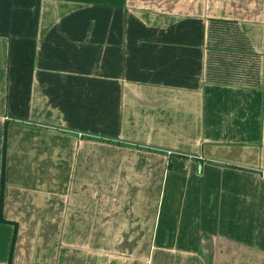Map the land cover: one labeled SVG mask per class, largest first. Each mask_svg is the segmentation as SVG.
I'll list each match as a JSON object with an SVG mask.
<instances>
[{
	"label": "crops",
	"instance_id": "0c3cea01",
	"mask_svg": "<svg viewBox=\"0 0 264 264\" xmlns=\"http://www.w3.org/2000/svg\"><path fill=\"white\" fill-rule=\"evenodd\" d=\"M263 93L264 0H0V264H264Z\"/></svg>",
	"mask_w": 264,
	"mask_h": 264
},
{
	"label": "trees",
	"instance_id": "16d2710c",
	"mask_svg": "<svg viewBox=\"0 0 264 264\" xmlns=\"http://www.w3.org/2000/svg\"><path fill=\"white\" fill-rule=\"evenodd\" d=\"M262 105H263V108H264V93L262 95ZM3 184H4V176L1 175V188L3 187ZM1 209H2V207H1V204H0V222H5V220H3L2 217H1ZM14 224H16V223H14ZM12 250H13V245H12L11 252H12Z\"/></svg>",
	"mask_w": 264,
	"mask_h": 264
}]
</instances>
